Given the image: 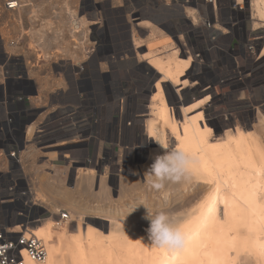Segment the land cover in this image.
<instances>
[{
  "label": "rangeland",
  "instance_id": "1",
  "mask_svg": "<svg viewBox=\"0 0 264 264\" xmlns=\"http://www.w3.org/2000/svg\"><path fill=\"white\" fill-rule=\"evenodd\" d=\"M19 1L23 2V13L18 15L11 11V17L5 15L1 19L4 23L11 18L21 21L26 31L25 39L15 47L7 43L5 48L9 53L22 54L27 60H33L35 51H39V55L56 51L43 48L39 42V31L45 30L48 21L53 22L49 38L54 36L55 30L63 32L64 45H59L61 58L57 61L41 58L38 67H32L33 63L29 65L33 69L28 71V75L35 82L38 76L34 72L37 70L45 81L50 76L51 87L46 83L48 91L42 95L47 100L51 94V109L56 105L58 109L70 107L54 118L56 136L64 134L66 126L72 127L70 130L74 137L78 136L77 143L60 153L62 158L59 161L52 159L50 164L42 160L38 166L35 164L33 200L37 202L35 199L40 192L44 196L46 202L43 207L48 210L45 222L68 223L75 231L78 213L96 216L101 208L108 207L116 208L114 212H118L123 206V196L128 194L129 198L132 197L129 183L134 179L138 180L136 194L147 189L141 167L149 164L152 159L150 152L157 147L154 145L143 153L139 137L148 135L146 122L150 118L147 108L156 94V81L151 83L154 91H147L144 77L135 68L139 60L132 50L134 42L129 22L132 10L148 17H140L134 22L142 41L162 39L161 35L152 34V29L164 35L174 30L179 32L178 46L184 52L182 59L187 61L189 56L185 53L191 54L190 66L176 87L177 90L193 91L185 105L190 110L189 117L203 111L204 120L219 124L221 129L217 134L223 135L229 124L232 129L249 124L252 132L253 126H258L260 117L264 116V38L257 47L248 43L250 32L257 28L255 24L259 22V19H253L256 16L253 0H243L241 5L238 0H204L208 10L194 8L193 16L185 11L186 0ZM66 1L70 10L65 8ZM232 6L238 8V14L231 12ZM67 13L88 23L86 29L77 30L80 34L77 44L81 46L88 42V48L94 50L92 58L85 59L83 47L76 46L68 52L63 49H68L72 40L69 35L67 37ZM212 13L217 14L220 23L217 31L208 21ZM226 19L238 20L234 33L223 31ZM16 25L11 33H7L9 37L21 35ZM261 26L264 31V23ZM142 64L151 67L149 61ZM63 75L69 86L65 96L60 90L58 94L61 96L56 99L52 79H60ZM186 80L188 84L181 86ZM70 90L73 92L67 94ZM121 104L125 107L123 115L134 113L139 120L136 128L131 121L121 119ZM65 152L70 154V159L63 157ZM35 157V154L31 156ZM63 212L70 214L68 220H63ZM126 216L129 214L122 215Z\"/></svg>",
  "mask_w": 264,
  "mask_h": 264
},
{
  "label": "bare ground",
  "instance_id": "2",
  "mask_svg": "<svg viewBox=\"0 0 264 264\" xmlns=\"http://www.w3.org/2000/svg\"><path fill=\"white\" fill-rule=\"evenodd\" d=\"M18 1L13 14L20 15L23 13V2ZM242 2L243 0H238V4L241 5ZM253 2L256 16H252L253 19H259V22L255 24L257 28L250 32L248 43L257 47L264 38L261 26L264 23V0ZM65 4L66 10H70L67 8L69 3L66 1ZM206 6L204 0L185 1V11L192 16L194 8L207 9ZM237 9L232 6L231 12L238 14ZM10 12L6 9L5 0H0V13L10 16ZM67 14V19L64 18L67 37L69 35L72 40L68 49H63L68 52L78 46L79 31L86 29L88 23H84L85 19L77 20L74 15ZM140 17L148 18L138 10L130 11L129 22L134 42L132 50L136 52L139 60L135 68L144 77L147 91H154L151 83L156 81V94L147 108L150 118L146 122L148 135L141 134L139 137L140 150L144 153L155 145L157 148L149 151L153 157L171 147H184L194 160L189 177L180 184L171 185L167 191H156L152 187L151 177L146 172L152 163L151 159L148 165L141 167L146 176V192L136 194L139 189L138 180L134 179L129 183V194L131 193L132 197L129 198L128 194L123 196V206L118 212H114L116 208L113 210L108 207L101 208L96 216L78 213L75 231H72L68 223L61 225L47 220L34 229L36 236L45 244V260L35 262L25 253V264H264V116L260 117L258 126H253L252 132L249 130V124L235 129L229 126L231 124H227L223 135L217 134L221 129L219 124H210L204 120L203 111L189 117L190 110L188 111L185 105L193 91L177 90L176 87L190 66L191 54L186 52L188 60L182 59L184 52H181L178 46L179 32L174 30L168 31L169 35H164L152 27V34L161 35L162 39L156 42L142 41L134 25ZM208 21L214 24V31L220 28L216 13H212ZM48 23L45 30L39 31V42L43 48L56 51L53 50L51 54L47 52L52 57L42 54L38 59L45 57L57 61L61 58L59 45H64L65 38L60 29L55 30L54 36L49 38L48 32L53 22ZM16 26L21 35L25 36L26 31L22 23L18 21ZM236 26L238 20L226 19L223 31L234 33ZM174 40H177V43ZM82 47L85 59L92 58L94 50L88 48V42L78 46ZM144 51L147 52L142 54ZM144 61H149L151 67L142 64ZM28 70L31 72L30 68ZM35 74L38 76L36 81L40 87L39 99H44L42 93L48 91L46 83L50 85V76L45 81L44 76H40L42 73L36 71ZM64 76L52 79L56 99L61 96L58 94L60 90L65 96L69 86L68 79ZM187 84L188 80L181 86ZM72 92L70 90L67 94ZM69 109V106L66 109H58L56 105L52 109L54 113L51 119ZM124 110L125 107L121 104V119L131 121L136 128L139 120L134 113L123 115ZM45 115L46 113H43L40 119ZM70 129L72 130V127ZM70 129L66 126L64 134L59 136L54 133L50 152L46 154L49 159L59 161L62 158L60 153L77 143L78 136L76 134L74 137ZM63 157L71 158L66 152ZM35 166V163L31 166L32 174L36 170ZM40 193L35 201L43 205L46 200ZM143 193L145 194L142 196ZM146 208L150 211L165 209L182 213L187 239L181 249L166 250L149 243L145 231L148 222L143 219ZM124 213L129 214V217H122Z\"/></svg>",
  "mask_w": 264,
  "mask_h": 264
},
{
  "label": "built area",
  "instance_id": "3",
  "mask_svg": "<svg viewBox=\"0 0 264 264\" xmlns=\"http://www.w3.org/2000/svg\"><path fill=\"white\" fill-rule=\"evenodd\" d=\"M16 3L5 0L6 9L14 11ZM2 17L0 13V264H25V253L42 262L47 250L34 229L45 222L48 210L33 200L36 176L30 170L33 163L53 162L46 156L55 133L52 96L40 100L39 86L28 75L29 65L38 67L40 52L27 60L5 48L7 43L19 45L25 37H9L18 21L11 18L4 23ZM62 218L68 220L69 214L63 212Z\"/></svg>",
  "mask_w": 264,
  "mask_h": 264
},
{
  "label": "clouds",
  "instance_id": "4",
  "mask_svg": "<svg viewBox=\"0 0 264 264\" xmlns=\"http://www.w3.org/2000/svg\"><path fill=\"white\" fill-rule=\"evenodd\" d=\"M194 164L193 157L184 147H171L152 157L146 169L156 191H167L171 185L186 181ZM148 222L145 230L149 243L166 250L181 249L187 239L182 213L165 209L150 211L143 217ZM144 238V237H143Z\"/></svg>",
  "mask_w": 264,
  "mask_h": 264
}]
</instances>
